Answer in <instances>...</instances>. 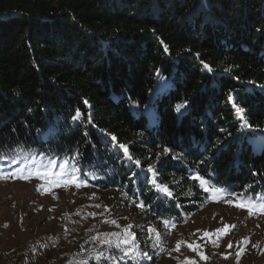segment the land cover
<instances>
[{"label": "trees", "instance_id": "16d2710c", "mask_svg": "<svg viewBox=\"0 0 264 264\" xmlns=\"http://www.w3.org/2000/svg\"><path fill=\"white\" fill-rule=\"evenodd\" d=\"M22 154L160 224L204 185L264 198V0H0V165Z\"/></svg>", "mask_w": 264, "mask_h": 264}, {"label": "rangeland", "instance_id": "374dc122", "mask_svg": "<svg viewBox=\"0 0 264 264\" xmlns=\"http://www.w3.org/2000/svg\"><path fill=\"white\" fill-rule=\"evenodd\" d=\"M60 164L22 154L0 165V264H264V198L204 185L206 208L160 224Z\"/></svg>", "mask_w": 264, "mask_h": 264}, {"label": "snow or ice", "instance_id": "6c2138e0", "mask_svg": "<svg viewBox=\"0 0 264 264\" xmlns=\"http://www.w3.org/2000/svg\"><path fill=\"white\" fill-rule=\"evenodd\" d=\"M204 67H205V69H207L208 71H211V68L207 65V64H205L204 65ZM157 74H159V73H157ZM229 101L230 102H232V103H235V101H234V99H233V97H232V95L231 94H229ZM85 103H87L86 101H85ZM135 106H138V104L137 105H135ZM187 106V101H185L184 103H181V104H177L176 105V110L179 112L181 109H183V108H185ZM235 111L237 112V113H243V111H244V109L242 108V107H239V106H237L236 108H235ZM81 116H82V113L80 112V110L79 109H77L76 111H75V114L74 115H72V117H71V119L73 120V122H76V121H79L80 119H81ZM241 120H243V117L241 116ZM251 127V125L247 122V121H243V123L241 124V126H240V128L241 129H243V128H250ZM239 130V129H238ZM220 131H225L224 129H221ZM84 135L85 136H87V133L85 132L84 133ZM228 135L230 136L231 135V133H228ZM111 140L112 141H115L116 140V137L115 136H112L111 137ZM91 142V141H90ZM117 149L118 150H123V152L126 154V158L128 159V160H133V157L130 155V154H128V150H127V147L125 146V145H123V144H117ZM164 151H165V153H170L171 152V149H169V148H167V147H165V149H164ZM75 156H76V158L78 159L79 158V156H80V154H79V152H78V150H77V152L75 153ZM206 159H208V158H206ZM205 162V160H200V163L201 164H203ZM54 163V162H53ZM138 163V162H137ZM68 164V161L67 160H65L63 163H61L60 164V168H61V170H62V174H65L66 172H67V169H66V165ZM73 171L75 172L76 171V169L75 168H73ZM0 172H2V170H0ZM22 174V173H21ZM9 175L11 176L12 175V173H9ZM135 175V173H132V176H134ZM81 182H83V181H81ZM205 183V181L204 180H201L200 181V184L201 185H203ZM208 188H203V191H205V192H208ZM223 189H217V191H222ZM238 207H244V205L243 204H239V205H237ZM262 208H264V206H262ZM248 210H249V212H251L252 211V205L251 204H249L248 205ZM205 235L207 236L208 235V233H205ZM124 243H127V241H124ZM190 248L192 247V245H188ZM229 247H231V244L229 245ZM143 255L144 256H147V254L146 253H143Z\"/></svg>", "mask_w": 264, "mask_h": 264}]
</instances>
